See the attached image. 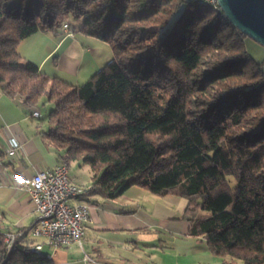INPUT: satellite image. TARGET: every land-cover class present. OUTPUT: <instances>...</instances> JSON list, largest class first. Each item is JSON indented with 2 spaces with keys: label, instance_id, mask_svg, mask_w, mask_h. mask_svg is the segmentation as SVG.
<instances>
[{
  "label": "trees",
  "instance_id": "16d2710c",
  "mask_svg": "<svg viewBox=\"0 0 264 264\" xmlns=\"http://www.w3.org/2000/svg\"><path fill=\"white\" fill-rule=\"evenodd\" d=\"M70 17L114 53L81 86L18 51ZM248 39L201 0H0V90L53 105L46 137L64 162L94 173L83 198L114 200L133 186L173 193L212 254L264 264V70ZM26 237L8 250L0 232V264H54Z\"/></svg>",
  "mask_w": 264,
  "mask_h": 264
},
{
  "label": "crops",
  "instance_id": "0c3cea01",
  "mask_svg": "<svg viewBox=\"0 0 264 264\" xmlns=\"http://www.w3.org/2000/svg\"><path fill=\"white\" fill-rule=\"evenodd\" d=\"M68 24L75 30L74 38L64 37L61 28L40 31L22 41L18 51L25 62L38 66L50 79L81 86L107 65L114 53L110 44L85 34L83 25L77 31L71 22ZM33 111H40L41 116L33 117ZM43 121L40 106H26L0 90V232H26L28 245L38 242L28 233L35 221V205L18 178L53 170L64 162L46 137ZM11 137L22 144L15 160H10L6 151ZM71 163V182L90 189L93 171L79 164L72 172ZM81 200L88 203L91 215L83 243L55 251L44 245L42 252L54 264L232 263L212 254L203 236L190 234L192 222L185 217L188 202L173 193L159 196L133 186L114 200L98 196ZM207 216L200 213L202 218Z\"/></svg>",
  "mask_w": 264,
  "mask_h": 264
},
{
  "label": "built area",
  "instance_id": "2783aa9c",
  "mask_svg": "<svg viewBox=\"0 0 264 264\" xmlns=\"http://www.w3.org/2000/svg\"><path fill=\"white\" fill-rule=\"evenodd\" d=\"M210 1L218 4V0ZM64 29L68 37L74 36L67 24ZM32 116L39 118L41 112L33 111ZM21 148L22 144L16 137L9 138L6 148L9 159L15 160ZM18 181L35 205L36 217L28 233L38 242L30 246V251L42 252L44 245L50 246L53 251L82 245L91 220L90 207L81 200L88 189L71 182L68 164L60 163L53 170L19 177ZM73 200L77 202L72 204ZM18 235L10 232L3 234L10 237L12 246Z\"/></svg>",
  "mask_w": 264,
  "mask_h": 264
},
{
  "label": "water",
  "instance_id": "95a60500",
  "mask_svg": "<svg viewBox=\"0 0 264 264\" xmlns=\"http://www.w3.org/2000/svg\"><path fill=\"white\" fill-rule=\"evenodd\" d=\"M218 5L233 27L264 46V0H218Z\"/></svg>",
  "mask_w": 264,
  "mask_h": 264
},
{
  "label": "rangeland",
  "instance_id": "374dc122",
  "mask_svg": "<svg viewBox=\"0 0 264 264\" xmlns=\"http://www.w3.org/2000/svg\"><path fill=\"white\" fill-rule=\"evenodd\" d=\"M68 22H71L72 25L74 26V28H76L77 31H79V29L81 28V25H83V22L81 19H75L73 17H70L68 21L64 22L63 26H62V31L64 33V37H68L66 35V32L64 29V25L67 24L69 26V28L71 29V31L73 32V37L69 36V38H74L75 37V30L68 24ZM246 44H247V51L249 53V55L258 63L261 64L263 70H264V46H262L261 44L257 43L256 41L252 40L251 38H249L247 41H246ZM53 105L48 102V101H44L40 104V108L43 112V118H44V124H45V130L46 132L48 131V116H49V112L50 110L52 109ZM80 163L78 162H72L71 163V171L73 172L77 166H79ZM88 166V165H87ZM87 168H89L90 170V167L88 166ZM202 214H205V215H209V213L207 212H202ZM240 264H242L241 262H239Z\"/></svg>",
  "mask_w": 264,
  "mask_h": 264
},
{
  "label": "bare ground",
  "instance_id": "6f19581e",
  "mask_svg": "<svg viewBox=\"0 0 264 264\" xmlns=\"http://www.w3.org/2000/svg\"><path fill=\"white\" fill-rule=\"evenodd\" d=\"M204 3L214 7L215 9H220L218 4H215L214 2L210 1V0H201ZM7 154L9 156V151H7ZM4 241L7 244V249L10 250L12 248V240L10 239V237L8 236H4ZM34 253H41V252H34Z\"/></svg>",
  "mask_w": 264,
  "mask_h": 264
}]
</instances>
